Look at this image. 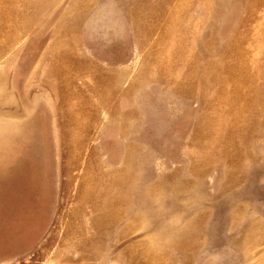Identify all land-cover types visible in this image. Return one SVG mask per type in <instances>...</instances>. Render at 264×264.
Instances as JSON below:
<instances>
[{
    "label": "rangeland",
    "instance_id": "obj_1",
    "mask_svg": "<svg viewBox=\"0 0 264 264\" xmlns=\"http://www.w3.org/2000/svg\"><path fill=\"white\" fill-rule=\"evenodd\" d=\"M0 264H264V0H0Z\"/></svg>",
    "mask_w": 264,
    "mask_h": 264
}]
</instances>
